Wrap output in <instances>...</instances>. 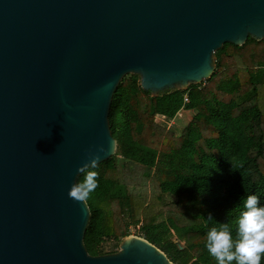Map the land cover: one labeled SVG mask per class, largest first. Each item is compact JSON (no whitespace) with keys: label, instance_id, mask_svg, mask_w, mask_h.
Segmentation results:
<instances>
[{"label":"water","instance_id":"water-1","mask_svg":"<svg viewBox=\"0 0 264 264\" xmlns=\"http://www.w3.org/2000/svg\"><path fill=\"white\" fill-rule=\"evenodd\" d=\"M250 36L264 39V0H0V264H174L134 234L90 254V206L68 192L89 152L116 154L127 74L153 95L187 89Z\"/></svg>","mask_w":264,"mask_h":264},{"label":"trees","instance_id":"trees-1","mask_svg":"<svg viewBox=\"0 0 264 264\" xmlns=\"http://www.w3.org/2000/svg\"><path fill=\"white\" fill-rule=\"evenodd\" d=\"M215 57L214 74L187 89L153 95L133 73L120 82L109 114L116 154L89 169L98 174L90 254L116 252L105 244L119 246L135 227L174 264H217L208 231L227 223L235 237L245 198L264 206V39L227 42Z\"/></svg>","mask_w":264,"mask_h":264},{"label":"clouds","instance_id":"clouds-1","mask_svg":"<svg viewBox=\"0 0 264 264\" xmlns=\"http://www.w3.org/2000/svg\"><path fill=\"white\" fill-rule=\"evenodd\" d=\"M100 152L106 150L101 147L97 153L89 152V162L78 169L79 173H84V179L71 185L70 199L84 202L98 187V174L89 169L97 167ZM244 207L246 210L238 219L235 237L227 223H220L207 233L206 247L217 264H261L264 257V206H260L256 195H249L245 198Z\"/></svg>","mask_w":264,"mask_h":264},{"label":"rangeland","instance_id":"rangeland-1","mask_svg":"<svg viewBox=\"0 0 264 264\" xmlns=\"http://www.w3.org/2000/svg\"><path fill=\"white\" fill-rule=\"evenodd\" d=\"M180 116L178 118L175 119L176 124L183 126L186 125V123L188 122V119L193 115V111L189 110L186 111L185 113L182 112L181 114H179ZM137 229L135 227L131 228V234L134 235H138L139 233L136 232ZM121 244V243H120ZM120 244L119 246H117V244L115 245L114 242H107L105 244V251L110 252V251H119L120 250Z\"/></svg>","mask_w":264,"mask_h":264},{"label":"built area","instance_id":"built-area-1","mask_svg":"<svg viewBox=\"0 0 264 264\" xmlns=\"http://www.w3.org/2000/svg\"><path fill=\"white\" fill-rule=\"evenodd\" d=\"M186 100H187V97H186Z\"/></svg>","mask_w":264,"mask_h":264}]
</instances>
